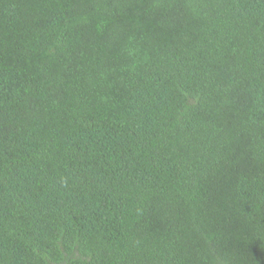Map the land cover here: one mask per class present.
Segmentation results:
<instances>
[{"label":"trees","instance_id":"obj_1","mask_svg":"<svg viewBox=\"0 0 264 264\" xmlns=\"http://www.w3.org/2000/svg\"><path fill=\"white\" fill-rule=\"evenodd\" d=\"M0 264H264V0H0Z\"/></svg>","mask_w":264,"mask_h":264}]
</instances>
